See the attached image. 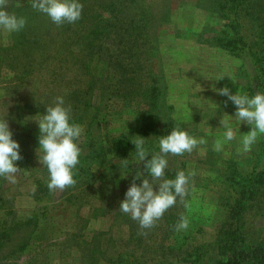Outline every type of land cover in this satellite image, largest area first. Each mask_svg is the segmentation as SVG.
Returning a JSON list of instances; mask_svg holds the SVG:
<instances>
[{
    "label": "rangeland",
    "instance_id": "1",
    "mask_svg": "<svg viewBox=\"0 0 264 264\" xmlns=\"http://www.w3.org/2000/svg\"><path fill=\"white\" fill-rule=\"evenodd\" d=\"M8 2L6 0L5 8ZM160 2L172 8V24L157 21V25L161 24L159 33H162L160 53L163 69L162 73L159 72L162 78L159 76L158 89L153 90V86L157 87V80L154 81L151 71H157L160 66L157 61L154 63L156 58H151L153 62L146 64L151 88L147 103L138 102L136 95L130 94L132 80L127 78L130 66L121 68V62H118L136 53L126 49L114 51L112 35L105 45L110 44L111 47L89 57V52L85 53L80 48L86 41L85 35L75 37L71 32L64 34L63 26H69V23H53L56 29L49 34L38 35L35 39L40 47L34 49L35 40H30L31 47L25 50L32 54L28 59H32V63L25 64V60L17 57L21 54L16 55L13 65L18 74L7 70V67H0V73L4 74L0 75V117L5 116L13 138L20 139L24 152L32 154L30 166L38 169L35 178H43L48 170L38 159L40 129L37 121L31 117L37 113L43 114L46 104L52 103L56 96H63L66 105L71 107V115L74 113L76 116L77 98L80 96H73L83 90L89 92L85 97L97 108L94 113L97 127L86 129L82 141L89 139L84 155L95 153V156L82 162L75 184L54 190L53 196H59L63 191L68 194L72 192L73 196L68 214L67 208H62L54 218H50L55 220L51 228L45 227L43 222L48 219L42 215L41 221H37L39 225H35L37 229L32 226H26V230L17 228L23 226L24 218L35 207L46 202L34 198V178L28 177L30 174L26 165L17 161L23 166L16 174L15 183L3 178L0 214L4 216L0 218H4L6 224L0 220V264H81L83 257L89 254H95L96 264H111L113 259L117 262V256L126 251L138 257L145 256L148 264H158L155 261L160 263L167 257L172 258L167 252L169 245H180L182 248V244L192 246L198 241L212 238V218L218 207L214 195L216 183L227 172L225 176L234 170L244 174L250 164L259 158L260 139L264 136H258L251 150L243 152L240 137L251 126L241 123L236 139L224 141L220 120L223 115H234L235 105L217 89L227 87L232 93L239 90L253 94L258 91V81L254 64L248 56L229 53L216 43L215 36L222 34V29L229 30L221 23V18L208 15L201 8H188L196 4L195 0H145L144 4L156 8ZM26 5L31 7V0ZM134 6L124 11L130 13L123 18L124 22H135L139 17L136 15L132 18L131 13L136 12ZM44 17L50 20L47 15ZM41 19L37 16L32 22ZM71 24V28L76 30V23ZM242 32L248 40L251 39L249 24L242 25ZM181 33L183 37L177 38V34ZM10 35L0 29V45L6 46ZM56 47H59L58 50ZM147 56L149 59V54ZM90 59V72L86 73L83 63ZM100 60L108 62L106 73L109 77L103 87H100L103 81L94 77ZM25 68L33 72L21 73L20 70ZM154 99L158 100L159 105L156 116L160 119L157 124L151 118ZM145 112L152 113L148 117L143 115ZM174 124L181 125L197 139L203 138L204 142L198 143L191 152L167 156L166 176L174 178L176 173L173 172L179 170L188 174L187 193L182 198L177 197L176 204L152 228L141 229L137 221L119 210V202L124 198L136 171L142 170L147 175L144 162L135 159L130 137H145L146 147L152 152H159L157 136L166 133ZM233 127H236L234 120ZM88 130L89 134H86ZM218 142L222 144L219 150L216 148ZM122 159H127L128 168L123 166ZM136 183L139 184L140 180L137 179ZM172 212L175 216L180 214L182 218L186 215L187 229L173 233L172 224H167V217H174ZM246 219L247 225L257 228L258 232L264 231V202H260L255 213L247 215ZM34 234L39 239L33 238Z\"/></svg>",
    "mask_w": 264,
    "mask_h": 264
},
{
    "label": "trees",
    "instance_id": "2",
    "mask_svg": "<svg viewBox=\"0 0 264 264\" xmlns=\"http://www.w3.org/2000/svg\"><path fill=\"white\" fill-rule=\"evenodd\" d=\"M27 1L9 0L6 7L8 12L23 16L27 21L22 30L11 33L10 41L6 46L0 45V67H7L6 69L12 71L14 74H18L15 64L13 65L14 57L21 54L17 57L22 58V61L25 60V64L32 63V59H30V61L28 60L32 54L25 50L26 47H31L30 40H35L34 49L40 47V43L36 42L35 38L41 33H44V35L45 33L49 34L52 29H56V25L52 26L53 22L44 17V13H37L36 9L32 8V6L29 7V5H26ZM195 1L196 4L188 8H201L204 9L208 15L221 18V23L223 22V24H225L224 26L229 30L222 29V34H217L215 36L216 43L229 53H240L248 56L254 64L256 72L255 78L258 81L257 89L264 91V0ZM144 2L145 0H81L83 4L82 15L81 18L75 22V27L79 30H77V28L76 30L72 29L70 26L72 24H69V26H63V31L66 35L67 32H71L72 36L75 37L79 36V34H82V36L85 35L84 38L86 41L83 43V48H80L85 50V53L89 52V57L97 51L103 53L107 47H111L110 44L107 46L105 45L106 41L109 40L112 35L115 40L114 48L112 47L114 51L126 49L132 51V53L135 52L136 55H129L125 59L118 60V62H121V68L130 66V72H127V78L132 80V90L130 94L136 95L138 102L147 103V101H149L148 92L151 88L147 79V71L149 68H146V64H148V61L150 63L153 62L151 58H156L154 59V63L157 61L160 66L157 71H151L152 78H154V81L162 78L159 74V72L162 73L163 69V65L161 64L162 55L160 53V36L162 33H159L161 24L157 25V21H159V23H165L166 25L172 24V8L167 7V4L165 5L164 2H160L156 8L153 5L146 6ZM132 6L136 7V12L131 13L132 18L136 15H139V17L135 22H124L125 20H123V18H127L128 15H130V13L124 11ZM137 6L142 7V9H139ZM37 16H40L43 20H35V22H32ZM243 24L250 25L252 30L250 40H248L245 36L246 34L242 32ZM150 32L151 34H149ZM88 35L94 36L90 37ZM182 35V33L177 34V38L183 37ZM1 43L2 42H0V44ZM65 45H67V37ZM68 47L70 48L71 44ZM58 48L59 47H56L55 49L58 50ZM46 53L50 56L52 55L51 52ZM117 53H119V51ZM147 54L150 56L149 59ZM90 61H92V59L88 62L84 61L83 63L86 73L90 72ZM99 64L100 69L98 68L94 77L99 79V81H103L102 86H100L103 87L105 84L104 81L109 77V74L106 73L108 62L100 60ZM20 72L29 74L32 73L33 70L25 68L23 71L20 70ZM0 75L4 76L3 73H0ZM159 76L161 77L159 78ZM158 80L157 87L153 86V90L158 89ZM88 93L87 90L86 93L83 90L73 96V98H75L79 95L80 98H77L79 101L76 106L77 114L75 116L73 113L72 118L74 121L82 124L85 130L91 127L94 129L97 127V124L94 122V113L97 108L92 106L91 102L88 101V97H85V95L88 96ZM158 108V100L154 99L152 101L153 113L145 112L143 115L149 117V114L152 113L151 118H153L155 124H157L160 119L156 116ZM154 129L156 130L157 126L154 127ZM86 134H89V130ZM15 139L18 142L20 140L17 138ZM260 142L261 147L258 152L259 158L256 159V162L250 164V167L247 168L248 170H246L244 174L234 170L231 174L225 176L227 172L220 182L216 183L217 189L214 191V195L215 198H217L216 205L218 207L212 218V238L210 240H203L202 242L193 240L196 241L197 244L192 246L186 245V247L182 244V248L180 245H169L167 246V252L169 253V257L172 258L167 257L160 263L157 260L155 261L156 263L264 264V231L258 232L259 230L257 228L254 229L246 224L248 221V219H246L247 215H253L256 209H258L260 202H264V136L263 139H260ZM125 143H127V141H125ZM19 144L21 153V159L19 161H22V163L26 165V170L30 174L28 177L34 178L32 181V184L36 188L33 192H36L34 198L46 201L38 206V208L35 207L33 211L24 218L22 223L27 225L33 223L35 227L36 224L39 225L37 221L42 215L47 216L48 219L43 222L45 227L51 228L55 220L52 221L50 218H54L57 213L60 212V209L67 208V214L69 213L73 194L72 192L68 194L63 191L59 196H53L54 190L48 188V174H44L43 178H35L38 169L34 165L30 166L32 154L24 152L20 142ZM87 145H89V139L86 138V141L81 144L82 154L80 156V163L74 170L75 181L78 180L82 162L85 161L86 158L88 159L95 156V153L84 155L83 151ZM17 165L20 168L22 164L17 163ZM2 180L3 177H0V187ZM75 186L77 187V185ZM0 200H3L1 195ZM0 209L2 208L0 207ZM171 214H173L174 217H167V224H172L174 233L177 231L176 225L181 221L182 216L180 214L175 216L174 212ZM0 216L4 215L0 214ZM184 218L186 219V215ZM0 220H3L2 222L5 223L4 218H0ZM35 229H37V227H35ZM169 230H171V228H169ZM195 231L198 232V229ZM170 233H172V231ZM34 238L39 239V236L35 235ZM98 251L100 252V250ZM94 255L95 254H89L84 256L81 264H96L97 259L94 258ZM116 260L117 262L113 259L111 264H148V260L145 256H143V258L142 255L138 257V255L133 254L131 251H126L125 254L118 255Z\"/></svg>",
    "mask_w": 264,
    "mask_h": 264
},
{
    "label": "clouds",
    "instance_id": "3",
    "mask_svg": "<svg viewBox=\"0 0 264 264\" xmlns=\"http://www.w3.org/2000/svg\"><path fill=\"white\" fill-rule=\"evenodd\" d=\"M5 3L6 0H0V29L9 33L19 32L25 27L26 18L8 12ZM31 6L57 25L75 23L83 11L81 0H31ZM217 91L235 105L234 115H223L220 120L224 141L236 139L241 123L250 125V130L240 137L241 150L250 151L258 136L264 135V91L249 94L238 90L232 93L227 87ZM4 117H0V177L15 183L20 169L17 165L21 159L20 144L13 138ZM31 119L37 121L40 129L38 159L48 170V188L64 189L75 184L74 170L80 163L84 126L73 120L71 107L66 105L63 96H56L52 103L46 104L43 114L37 113ZM233 120L236 127H233ZM130 139L134 144L135 159L144 162L147 175L142 170L136 171L124 198L119 202V210L137 221L141 229H150L176 204L177 197L182 198L187 193L188 174L179 170L174 178L166 176L167 156L191 152L204 139H197L179 124H174L166 133L157 136L159 152H152L146 147L145 137L136 135ZM221 147L222 144L218 142L217 150ZM122 160L123 166L128 168L127 159ZM137 179L140 180L139 184L136 183ZM187 227L185 218H181L176 225L177 230Z\"/></svg>",
    "mask_w": 264,
    "mask_h": 264
},
{
    "label": "crops",
    "instance_id": "4",
    "mask_svg": "<svg viewBox=\"0 0 264 264\" xmlns=\"http://www.w3.org/2000/svg\"><path fill=\"white\" fill-rule=\"evenodd\" d=\"M26 226H32L33 228H34V225L33 224H30V225H27V224H23V226H19V227H17L18 228V230H22V229H24V230H26ZM33 230V229H32ZM18 232V231H17ZM17 232H15V234L17 233ZM34 236V235H33ZM34 238V237H33Z\"/></svg>",
    "mask_w": 264,
    "mask_h": 264
}]
</instances>
